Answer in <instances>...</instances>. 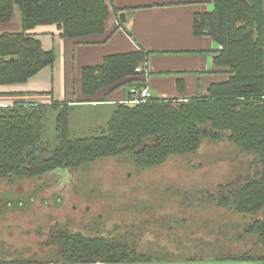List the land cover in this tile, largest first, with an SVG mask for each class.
<instances>
[{
  "label": "trees",
  "instance_id": "trees-1",
  "mask_svg": "<svg viewBox=\"0 0 264 264\" xmlns=\"http://www.w3.org/2000/svg\"><path fill=\"white\" fill-rule=\"evenodd\" d=\"M212 2V11L194 15L192 32L194 36L210 37L218 48L154 51L139 47L134 52L106 56L100 65L85 66L81 73L85 95L122 81L126 86L142 88L146 87L145 80L131 77L149 56L208 54L213 64L209 72L158 73L213 74L219 79L209 84L205 94L198 89L186 100L152 96L138 104L116 103L108 120L93 129L97 134L78 138L69 136L71 107L67 104L0 108V181L13 184L22 178H39L58 168L76 170L98 158L126 154L133 155L138 167L159 166L169 156L194 153L203 139L215 141L227 132V139L242 152L254 154L261 168L240 181L219 184L215 192L198 190L192 200L231 207L241 214L264 210V0ZM15 6L20 13V30L0 34L1 84L25 82L43 67L53 65V49L42 48L40 41L29 33L33 27L55 23L63 38H74L101 33L108 15L104 0H0V23L12 18ZM183 89V80L178 79V92ZM49 110L56 112L58 143L54 148L44 139ZM2 202L11 205L8 198ZM244 233L257 237L261 245L258 256L219 257L264 260V217L249 222ZM134 238L131 232L125 236L85 235L58 228L45 242L55 245L56 259L45 262L107 264L168 259L138 250Z\"/></svg>",
  "mask_w": 264,
  "mask_h": 264
},
{
  "label": "rangeland",
  "instance_id": "rangeland-1",
  "mask_svg": "<svg viewBox=\"0 0 264 264\" xmlns=\"http://www.w3.org/2000/svg\"><path fill=\"white\" fill-rule=\"evenodd\" d=\"M99 117L92 107L72 109L70 138L97 134L93 129L107 118ZM55 118L49 110L44 139L50 148L58 143ZM227 134L203 139L194 153L171 155L159 166L138 167L126 154L13 184L0 181V261L55 260V245L45 242L58 228L85 235L131 232L136 248L155 258L258 256L261 245L244 228L263 218L264 210L241 214L192 200L198 190L215 192L219 184L261 168L256 156L242 152ZM7 198L11 205L2 202Z\"/></svg>",
  "mask_w": 264,
  "mask_h": 264
},
{
  "label": "crops",
  "instance_id": "crops-1",
  "mask_svg": "<svg viewBox=\"0 0 264 264\" xmlns=\"http://www.w3.org/2000/svg\"><path fill=\"white\" fill-rule=\"evenodd\" d=\"M104 2L108 8V15L101 33L63 38L61 29L55 23L37 25L29 30V33L40 41L44 50L53 49L55 60L53 65L43 67L25 82L0 83V108L14 105H47L51 102L67 104L71 111L77 107H92L97 109L101 118L107 117L102 120L103 124L108 120L114 105L128 98L130 86H126L122 81L118 85L104 87L93 94L85 95L81 87V73L85 66L100 65L106 56L134 52L139 47L154 51L218 48L210 37L194 36L192 32L194 15L212 11L214 7L212 0H104ZM114 8L121 11L116 13ZM121 12L125 13L124 21L119 17ZM20 28V13L15 6L12 18L8 22L0 23V34L17 32ZM138 66L144 67L143 72L131 78L145 80L151 95L159 98L186 99L194 95L198 89L205 94L209 84L219 79L210 73L158 74L172 71L209 72L213 69V64L208 54L154 55L149 56L145 64ZM178 79L184 83L182 92L177 90ZM107 264H264V260L170 256L167 260Z\"/></svg>",
  "mask_w": 264,
  "mask_h": 264
},
{
  "label": "built area",
  "instance_id": "built-area-1",
  "mask_svg": "<svg viewBox=\"0 0 264 264\" xmlns=\"http://www.w3.org/2000/svg\"><path fill=\"white\" fill-rule=\"evenodd\" d=\"M144 67L137 66L135 68L136 73L143 72ZM129 98L124 100L129 104H138L140 102H144L148 98H151L152 95L147 87L137 88L136 86H131L128 90Z\"/></svg>",
  "mask_w": 264,
  "mask_h": 264
},
{
  "label": "water",
  "instance_id": "water-1",
  "mask_svg": "<svg viewBox=\"0 0 264 264\" xmlns=\"http://www.w3.org/2000/svg\"><path fill=\"white\" fill-rule=\"evenodd\" d=\"M119 17H120L121 20H124L125 19V13L124 12H121L119 14Z\"/></svg>",
  "mask_w": 264,
  "mask_h": 264
}]
</instances>
